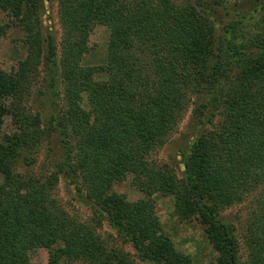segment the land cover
Instances as JSON below:
<instances>
[{"label": "trees", "instance_id": "obj_1", "mask_svg": "<svg viewBox=\"0 0 264 264\" xmlns=\"http://www.w3.org/2000/svg\"><path fill=\"white\" fill-rule=\"evenodd\" d=\"M57 1L61 54L42 31L45 0H0L28 46L16 69H0V129L6 117L14 126L0 141V264H34L37 248L50 249L48 264H137L69 217L54 193L60 175L87 192L92 208L108 211L143 261L193 264L162 231L151 198L163 193L174 196L181 221L201 223L218 253L214 264H264V0L237 9L229 0ZM96 24L110 30L107 61L84 66ZM42 64L46 128L58 136L61 154L48 177L15 170L20 159L35 165L46 132L43 116L21 104ZM190 106L194 139L179 177L151 155ZM130 176L143 200L113 190ZM249 197L256 203L243 261L236 225L223 211Z\"/></svg>", "mask_w": 264, "mask_h": 264}, {"label": "rangeland", "instance_id": "obj_2", "mask_svg": "<svg viewBox=\"0 0 264 264\" xmlns=\"http://www.w3.org/2000/svg\"><path fill=\"white\" fill-rule=\"evenodd\" d=\"M229 4L237 8H249L250 0H229ZM247 1V2H246ZM254 0L250 1L253 2ZM246 2V3H245ZM239 3V5H237ZM244 3V4H242ZM255 3V2H253ZM252 5V4H251ZM44 10L41 11V24L43 34L51 33L57 45L58 53L61 54L63 41V27L61 25L58 1L45 0ZM262 12V11H260ZM11 14L0 9V27L4 28V33H0V69L10 72L17 68L18 63L28 54V46L24 41L25 31L14 22ZM16 21V20H15ZM110 30L107 26L96 24L92 29L89 38V49L83 57L82 65L100 66L106 64ZM45 68L43 64L39 67L36 77H31L28 81V89L23 91L21 104L25 111L35 116L41 114L42 128L46 130L43 141L39 145L38 151L34 153L36 163L31 168L26 165L23 159L17 161L15 170L22 174H32L35 176L48 177L56 170L57 163L61 162L59 138L51 130L46 128L45 116L49 112L47 94H45V82L42 80ZM97 79H104V73H98ZM47 101V102H46ZM50 107V106H49ZM193 106H190L181 118L175 133L168 142L156 150L151 159L159 164H167L182 177L184 165L182 154L187 151L188 146L194 139L193 133ZM14 130L10 117H6L0 129V141ZM3 177L0 175V183ZM131 176L124 180H118L113 185V190L125 194L130 202H137L145 198L144 194L131 183ZM55 196L62 205L69 217L75 221L89 226L102 241L111 248H119L131 254L137 264H154L143 261L134 250L126 238L111 224L106 214L92 208L86 201L87 192L78 193L63 176L60 175L59 181L54 190ZM155 205V212L160 220L162 231L168 236L175 248L182 254L189 256L193 264H214L218 253L209 242L201 223L193 219L190 222L181 221L174 213V196L156 193L152 196ZM254 198H248L240 204H236L225 211L223 216L234 223L240 239L242 260L247 259V252L244 246L243 235L246 221L250 218V212L255 207ZM51 251L47 248H37L31 251L30 258L34 264H48ZM67 264H70L67 262ZM82 264V263H71Z\"/></svg>", "mask_w": 264, "mask_h": 264}]
</instances>
